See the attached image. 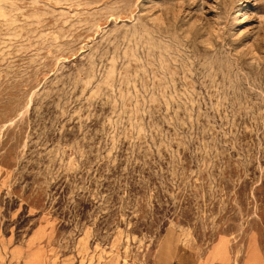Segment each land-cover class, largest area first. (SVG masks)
Wrapping results in <instances>:
<instances>
[{
    "label": "rangeland",
    "instance_id": "obj_1",
    "mask_svg": "<svg viewBox=\"0 0 264 264\" xmlns=\"http://www.w3.org/2000/svg\"><path fill=\"white\" fill-rule=\"evenodd\" d=\"M225 249L264 264V0H0V264Z\"/></svg>",
    "mask_w": 264,
    "mask_h": 264
},
{
    "label": "crops",
    "instance_id": "obj_2",
    "mask_svg": "<svg viewBox=\"0 0 264 264\" xmlns=\"http://www.w3.org/2000/svg\"><path fill=\"white\" fill-rule=\"evenodd\" d=\"M223 249L224 248V245L223 244H219V245H215L213 249ZM225 252H226V255H227V263L226 264H229V255H228V252L226 251L225 249ZM183 253V252H181ZM181 253H177L176 256H172V258L169 259V256H168V259H157V260H154L151 264H219L218 263V256L214 253V250H213V256L211 257L210 260H197V259H191L190 256L186 255V254H181ZM2 257V253L0 252V259ZM244 264H256L255 262L253 263H250V262H245Z\"/></svg>",
    "mask_w": 264,
    "mask_h": 264
}]
</instances>
